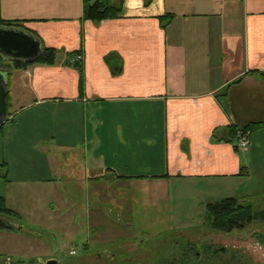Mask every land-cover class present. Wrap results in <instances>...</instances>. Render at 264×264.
Listing matches in <instances>:
<instances>
[{
  "label": "crops",
  "instance_id": "obj_1",
  "mask_svg": "<svg viewBox=\"0 0 264 264\" xmlns=\"http://www.w3.org/2000/svg\"><path fill=\"white\" fill-rule=\"evenodd\" d=\"M85 1L0 0V20L22 22L58 51L54 64L4 70L12 138L24 132L47 173L24 181L92 187L94 224L107 201L134 227L137 201L126 211L123 185L167 194L170 184L264 172V79L251 75L264 73V0H122L121 14L99 23L84 17ZM78 51L81 70L67 55ZM23 81L28 95L12 97ZM252 121L263 124L246 148L213 137Z\"/></svg>",
  "mask_w": 264,
  "mask_h": 264
},
{
  "label": "rangeland",
  "instance_id": "obj_2",
  "mask_svg": "<svg viewBox=\"0 0 264 264\" xmlns=\"http://www.w3.org/2000/svg\"><path fill=\"white\" fill-rule=\"evenodd\" d=\"M11 93L28 95L26 82H14ZM14 130L11 122L0 127V161L8 169L7 177L0 175V196L21 221H12L14 229L0 228V264H46L50 259L60 264H264V237H259L264 219L231 232L205 223L208 204L226 197H251L264 211V172L241 180L170 184L167 194L151 184L147 195L123 185L119 199L126 211L135 207L134 227L128 226L127 215L117 218L107 201H101L103 215L96 225L92 187L69 192L61 182L24 181L47 173L39 169V148L24 132L12 138ZM69 204L74 208L68 209Z\"/></svg>",
  "mask_w": 264,
  "mask_h": 264
},
{
  "label": "trees",
  "instance_id": "obj_3",
  "mask_svg": "<svg viewBox=\"0 0 264 264\" xmlns=\"http://www.w3.org/2000/svg\"><path fill=\"white\" fill-rule=\"evenodd\" d=\"M150 1L151 0H147V4ZM121 11L122 0H120L118 4H115L113 0H86L84 5V17L96 23H99L103 20L116 18L121 14ZM174 17V13L168 12L164 14L160 17L162 25L167 26ZM0 25L28 30L20 21L0 20ZM79 53V51L71 52L67 53V55L71 57L73 64L77 66L79 70H81L83 59H77V55ZM57 54V49L42 45V53L40 57L32 63L18 60L7 61L2 55H0V70H2L1 68H5L7 73L10 75L14 69L25 68L31 64H54L56 62ZM114 58L115 57L109 56L108 61L112 62V59ZM113 66L120 68L119 65ZM251 75L264 79V73L261 72L253 71ZM8 115H10L9 109ZM8 121L9 119L2 123L0 127H2ZM262 124L263 122L252 121L246 124L237 123L236 125H227L222 128H217L213 133V137L216 140L235 142L239 130L250 131L259 128ZM258 219H264V211L257 210L255 202L251 197H226L219 201L208 204L205 223L216 231L231 232L234 229L243 228L249 223ZM12 221L19 222L21 221V217L14 210L7 207L3 197L0 196V228L14 229Z\"/></svg>",
  "mask_w": 264,
  "mask_h": 264
},
{
  "label": "water",
  "instance_id": "obj_4",
  "mask_svg": "<svg viewBox=\"0 0 264 264\" xmlns=\"http://www.w3.org/2000/svg\"><path fill=\"white\" fill-rule=\"evenodd\" d=\"M42 53L39 39L23 28L0 25V55L7 61L35 62ZM7 75L0 70V125L8 118L9 88ZM46 264H59L50 259Z\"/></svg>",
  "mask_w": 264,
  "mask_h": 264
},
{
  "label": "built area",
  "instance_id": "obj_5",
  "mask_svg": "<svg viewBox=\"0 0 264 264\" xmlns=\"http://www.w3.org/2000/svg\"><path fill=\"white\" fill-rule=\"evenodd\" d=\"M77 59H83V54L79 53ZM249 142V130H239L237 133V139L235 141L238 148H246Z\"/></svg>",
  "mask_w": 264,
  "mask_h": 264
},
{
  "label": "flooded vegetation",
  "instance_id": "obj_6",
  "mask_svg": "<svg viewBox=\"0 0 264 264\" xmlns=\"http://www.w3.org/2000/svg\"><path fill=\"white\" fill-rule=\"evenodd\" d=\"M3 71V70H2ZM259 237H264V235H259ZM60 264V263H59Z\"/></svg>",
  "mask_w": 264,
  "mask_h": 264
}]
</instances>
